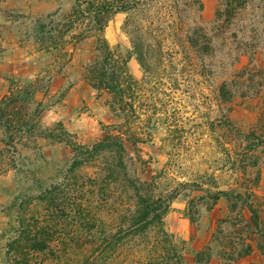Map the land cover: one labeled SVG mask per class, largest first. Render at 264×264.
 I'll list each match as a JSON object with an SVG mask.
<instances>
[{"label":"trees","instance_id":"1","mask_svg":"<svg viewBox=\"0 0 264 264\" xmlns=\"http://www.w3.org/2000/svg\"><path fill=\"white\" fill-rule=\"evenodd\" d=\"M142 5L141 0H77L74 9V19L88 23L85 33H91L97 43L86 79L92 88L110 95L112 113L124 122V137L109 135L102 142L80 145L62 124L44 125L40 107H33L30 94L13 92L0 103L4 145L0 178L11 174L18 179L12 203L0 210L7 221L4 237L11 235L0 255L3 264L184 263V244L166 223L181 193L143 182L128 147L134 151L164 134L162 149L173 156L170 94L180 91L188 74L182 66L179 82L168 73L183 60L167 61L168 54L156 58L152 44L145 48L132 40L131 49L113 50L104 37L111 18L133 13ZM197 5V0H176L175 11L186 24V41L200 62L201 82L209 85L219 106L213 130L219 127L230 141H239L244 161L253 162L256 169L259 160L255 163L257 155L252 154L264 150V113L246 130L233 120L232 106L264 90V62L260 63L264 60V0H218L207 29L191 22V10ZM134 56L145 71L140 81L128 68ZM243 60L248 64L242 66ZM153 67L167 75L157 78ZM39 143L69 147L73 155L47 180L40 178L44 158ZM188 186L181 185L183 190ZM186 201L193 221L194 203Z\"/></svg>","mask_w":264,"mask_h":264},{"label":"rangeland","instance_id":"2","mask_svg":"<svg viewBox=\"0 0 264 264\" xmlns=\"http://www.w3.org/2000/svg\"><path fill=\"white\" fill-rule=\"evenodd\" d=\"M76 1L0 0V103L13 92L28 93L33 107H40L44 125L62 124L75 143L92 145L109 135L124 137V122L112 113L110 95L98 92L86 79L96 59L97 43L91 33H85L88 23L74 19ZM141 1L137 11L111 18L104 35L110 48L131 49L132 40L145 48L152 46L158 59L168 54L167 61L183 60L168 73L180 82L178 72L183 66L188 76L180 91L170 94L173 156L162 149L164 134L139 144L136 151L128 147L134 153L138 176L159 190L181 193L166 223L184 244L183 264H264V150L252 154L257 155L255 163L259 160L254 169L253 162L244 161L239 141H230L219 127L213 130L219 106L209 85L201 82L203 71L186 41L187 27L177 16L176 0ZM197 2L191 22L207 29L218 0ZM247 64L243 60L241 65ZM224 67L229 70L226 63ZM128 68L134 78L144 79L136 56ZM153 71L157 78L167 75L159 68ZM233 105V120L248 130L264 113V90ZM39 145L44 158L39 167L41 179L54 177L73 157L69 147ZM3 148L0 130V152ZM17 183L15 175L0 178V210L12 203ZM186 184L183 190L181 185ZM187 199L194 203L193 221L186 212ZM6 222L0 212V255L11 237H4Z\"/></svg>","mask_w":264,"mask_h":264}]
</instances>
